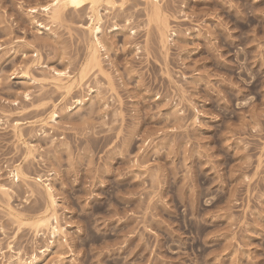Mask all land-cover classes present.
<instances>
[{"label": "rangeland", "instance_id": "obj_1", "mask_svg": "<svg viewBox=\"0 0 264 264\" xmlns=\"http://www.w3.org/2000/svg\"><path fill=\"white\" fill-rule=\"evenodd\" d=\"M114 1L0 0V264H264V0Z\"/></svg>", "mask_w": 264, "mask_h": 264}, {"label": "bare ground", "instance_id": "obj_2", "mask_svg": "<svg viewBox=\"0 0 264 264\" xmlns=\"http://www.w3.org/2000/svg\"><path fill=\"white\" fill-rule=\"evenodd\" d=\"M84 1L86 0H53V4L51 6L50 9H46L48 13H51L50 16L51 18H58L60 17L68 7H79ZM91 4V7H92V10H93V20H96L97 23L100 22V17L99 16V12H98V6L105 0H88ZM106 1H109V2H116L114 0H106ZM110 5V4H109ZM49 6V5H47ZM46 6V7H47ZM45 7V8H46ZM50 7V6H49ZM154 13V12H153ZM49 16V17H50ZM90 29H91V33H93L95 35V32L97 33V31L99 30V26L97 25H91L90 26ZM99 42L98 40L95 41L94 45H92L90 48H89V56H88V59H87V65L89 66L90 65H93L95 66L96 68H98L97 70H101L102 69V65H101V54H100V47H99ZM36 56H40L39 53L36 54ZM86 65V66H87ZM90 67V66H89ZM92 67V66H91ZM93 67V69L95 68ZM85 68L84 67V71H85ZM88 69V68H87ZM87 71V70H86ZM83 72V71H82ZM84 75V73H83ZM59 81L61 82V85H58L60 87H63L65 89H67V91H70L72 90L71 88L75 85V79L73 76H68V77H64L62 78V75H59L58 77ZM77 79V78H76ZM19 171H17V174L19 175L18 173ZM22 173V172H21ZM47 188V191H48V194H49V197H50V202H51V205L52 207L54 206V198H53V195H52V192H51V188L49 186L46 187ZM50 208V207H49ZM16 214V213H14ZM54 214V213H53ZM50 215L52 214H44L42 215L41 217H39V225H44L47 229H49V219H50ZM53 217V216H52ZM53 224V223H52ZM58 225V224H57ZM52 228V227H51ZM57 228V227H56ZM56 228L54 227V229L56 230ZM50 231V230H49ZM54 231V230H53ZM58 231H59V228H58Z\"/></svg>", "mask_w": 264, "mask_h": 264}]
</instances>
